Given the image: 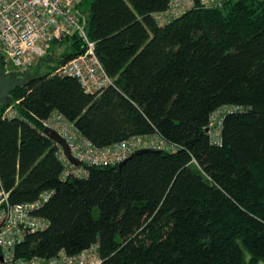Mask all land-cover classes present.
Returning <instances> with one entry per match:
<instances>
[{
  "label": "trees",
  "instance_id": "trees-1",
  "mask_svg": "<svg viewBox=\"0 0 264 264\" xmlns=\"http://www.w3.org/2000/svg\"><path fill=\"white\" fill-rule=\"evenodd\" d=\"M208 1L82 0L113 83L90 93L49 72L0 104V184L14 204L48 194L32 213L48 227L16 257L97 245L103 264H264V0ZM62 41L46 63L85 49L78 34ZM55 113L100 148L163 144L65 176L61 146L44 134Z\"/></svg>",
  "mask_w": 264,
  "mask_h": 264
},
{
  "label": "built area",
  "instance_id": "built-area-1",
  "mask_svg": "<svg viewBox=\"0 0 264 264\" xmlns=\"http://www.w3.org/2000/svg\"><path fill=\"white\" fill-rule=\"evenodd\" d=\"M81 1L0 0V53L5 67L14 68L16 70L13 71L16 72H29L37 66L40 59L51 53L53 42L78 34L84 43V51L57 66L53 74L77 78L90 93H99L111 85L113 80L97 55L96 43L89 38L78 14ZM173 10H176L175 6ZM13 114L15 111L9 107L5 116ZM44 125L45 128L57 130L67 140L75 158L88 164H119L134 151L163 144L157 137H133L111 147L100 148L83 137L71 122L58 113L46 119ZM215 128L212 123L210 134L213 137H216ZM60 157L66 165L65 176L83 175L86 172L84 167L75 165L68 159L62 146ZM47 196V193L43 194V200H47ZM43 200L14 204L10 201L9 193L0 184V264H103L97 245L76 255L61 250L52 257H16L15 247L29 233L48 227L46 219L32 214L43 204Z\"/></svg>",
  "mask_w": 264,
  "mask_h": 264
},
{
  "label": "water",
  "instance_id": "water-1",
  "mask_svg": "<svg viewBox=\"0 0 264 264\" xmlns=\"http://www.w3.org/2000/svg\"><path fill=\"white\" fill-rule=\"evenodd\" d=\"M52 59H40L37 64L35 72H16L13 70H6L5 62L2 54L0 53V104L12 105L14 99L11 96V92L17 87H25L30 82L42 77L41 63L51 62ZM44 134L51 139L55 140L62 146L65 155L75 165H83V162L75 158L72 154L71 148L67 140L55 129L46 127ZM150 148H142L135 152V154L145 152ZM125 161L120 163V167L123 166Z\"/></svg>",
  "mask_w": 264,
  "mask_h": 264
},
{
  "label": "rangeland",
  "instance_id": "rangeland-1",
  "mask_svg": "<svg viewBox=\"0 0 264 264\" xmlns=\"http://www.w3.org/2000/svg\"><path fill=\"white\" fill-rule=\"evenodd\" d=\"M219 1L220 0H209L208 1V4H210V5H216V4H218L219 3ZM87 8H88V5H83V9L85 10H87ZM70 42H68V41H56V42H53L52 44H51V49L53 50V51H55L56 53H60V54H62V53H64L65 52V50H66V48L68 47V44H69ZM6 69L7 70H16V69H14V68H11V67H6ZM55 69H56V67H54V65H53V63H50V64H48V63H43L42 64V66H41V73L42 74H46V73H49V72H54L55 71ZM35 70H36V68H33L31 71H33V73L35 72ZM10 108L12 109V111H14L15 109H14V107L13 106H10ZM83 149V148H82ZM98 215V212L96 211V216Z\"/></svg>",
  "mask_w": 264,
  "mask_h": 264
}]
</instances>
